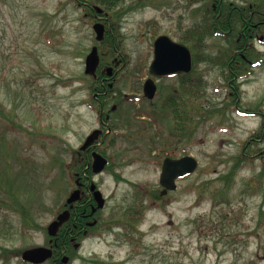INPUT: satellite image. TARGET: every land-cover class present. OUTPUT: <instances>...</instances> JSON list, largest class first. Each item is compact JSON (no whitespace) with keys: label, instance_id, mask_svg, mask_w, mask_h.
I'll return each mask as SVG.
<instances>
[{"label":"rangeland","instance_id":"obj_1","mask_svg":"<svg viewBox=\"0 0 264 264\" xmlns=\"http://www.w3.org/2000/svg\"><path fill=\"white\" fill-rule=\"evenodd\" d=\"M201 1L129 0L123 6L135 8L121 20L119 49L126 64L124 68L116 64L120 77L111 104L123 98L132 126L113 128L108 138L113 146L103 148L110 169L94 178L106 198L101 216L106 218L114 208L119 217L138 190L146 195L149 190H161L156 163L161 147L178 156L185 151L197 160L198 168L177 181L176 190L166 195V207L146 199L140 218L130 226L113 231L101 225L92 229L74 249L72 264H264V229L258 225L259 221L264 224V152L257 151L264 144L258 146L260 139L246 151L252 162L238 172L227 200L218 181L258 131L262 118L245 116L231 106L219 70L205 63L197 67L203 76L204 95L199 101L189 100L184 109L192 111L191 135L173 132L169 112L157 123L150 115L144 118V108L159 107L171 87L180 82L177 77L162 78L155 98L142 99L153 41L167 35L178 42L183 30L198 18L195 9ZM92 25V19L73 0H0V112L11 120L7 124L1 118L4 124H0V164L7 162L5 167H10L9 175L0 179V248L23 251L45 246L46 227L74 189L69 169L64 168L66 175L60 179L59 167L52 164L57 159L71 162V149L81 146L98 121L80 81L61 86L58 80L83 74L85 56L95 41ZM262 41L255 40L252 46L264 52ZM219 47V39H208L209 52ZM117 55L106 53L104 60L110 63ZM240 81L242 112L257 105L264 115V58ZM198 106L223 110L202 117ZM112 114V126L126 116L117 108ZM15 197L37 226L28 228L16 207L4 205ZM8 264L22 263L16 257Z\"/></svg>","mask_w":264,"mask_h":264},{"label":"trees","instance_id":"obj_2","mask_svg":"<svg viewBox=\"0 0 264 264\" xmlns=\"http://www.w3.org/2000/svg\"><path fill=\"white\" fill-rule=\"evenodd\" d=\"M128 1L129 0H73L76 6L83 8L86 12V16L91 19H93L94 14L91 10L92 6H100L103 9L102 16H104L109 23L110 30L108 27L104 40L102 43L98 44L101 62L97 72V78L93 79L81 74L78 78L60 79L58 80L59 85L72 86L73 83L78 80L81 85L87 89L88 98L91 101L93 100L94 94H100L98 97L105 99L106 97L102 96L104 91H107V95L114 92V89H108L106 84L103 86L101 85L103 79L106 77L103 70L106 66L104 54L109 53L115 55L119 51L123 38V34H120V21L127 13H129V11L135 8V5H129L124 8L123 6ZM245 3L237 4L226 0H202L201 4L195 9L198 18L192 22L189 27L183 30L182 35L178 37V40L186 44L192 52L194 66L193 72L190 75L180 77L179 85L176 87L177 91L174 92L173 89L168 95H166L164 99L165 101L159 110H165L171 113L175 129L177 128L182 136L185 132L186 123H189L190 121L189 115H191V113H186L184 111L185 107L182 103L183 97L190 96V98L199 101L203 97L202 95H204L205 87L203 76L202 73L197 71L199 64L205 63L216 67L219 70V75L224 80V84H226L229 91L228 95L232 98L229 104L242 112V109L238 104L241 92L240 80L249 77L253 72V68L260 65V62L263 63L264 58V52L258 51L252 46L253 42L258 40L260 36L263 38L262 42H264V0H245ZM212 38L219 39L221 43V47H219L215 53H211L207 50V41ZM83 53L76 54L84 56ZM177 100L178 102L180 101V104H178ZM103 106L105 107L106 105ZM222 110V108L215 107L204 109L203 107L199 108L198 106L197 113L198 116L207 117L209 114L217 113ZM248 111L250 112L244 113L259 115L262 118L258 131L250 136V138L260 139L257 143L259 146L264 144V115L260 113L257 105L250 108ZM152 112L156 113L157 111L152 109ZM0 115L3 116L0 117V124H4L1 121V118L5 119L7 124L11 123V120L7 117L8 115H3L1 112ZM191 131L192 130L187 129L189 134H191ZM0 140L2 141V138H0ZM249 141L250 139L243 144V147L235 157L230 170L224 175L218 177V181L223 184L220 192L226 197L225 200H227L231 186L234 184L235 178L237 177L238 172L242 169V166L252 162V159L246 151L255 148V144L249 143ZM71 151L75 156L77 152L73 149H71ZM257 151L264 152V148L257 147ZM258 152L256 154H258ZM258 155L259 157H262L261 153ZM85 163L86 161H73L68 164V169L71 173L81 172V169L84 170ZM7 164L8 163L6 162L5 166ZM65 164L64 161L58 159L52 164V166L59 167L61 174L60 179L66 175L63 168ZM5 166L4 164H0V179L9 175L7 169L10 167L9 165L7 167ZM52 166H50V169ZM8 180L9 178H7V181ZM2 185L0 184V188ZM7 187L11 189L10 182H7ZM150 196L152 199L159 201L160 207H166L167 203L159 193L150 191L149 197ZM3 203L6 207H16L25 226L30 229L33 228V226H37V224L28 216L20 199H16L15 197L11 203ZM221 203L229 205L226 201H222ZM77 215L78 212L76 213V211H74L70 221L60 229L55 238L54 257L51 264H62L60 259L64 255H67L71 260L74 249L72 246L73 243L70 239L74 238V241H80V238L74 235L77 229L73 227L76 223ZM116 223L120 224V222ZM258 225L261 230L264 229V224L261 221H259ZM106 228L111 229L110 226H106ZM19 253V250L0 248V260L2 259L4 262H8L16 255H19ZM68 264H71V261Z\"/></svg>","mask_w":264,"mask_h":264},{"label":"water","instance_id":"obj_3","mask_svg":"<svg viewBox=\"0 0 264 264\" xmlns=\"http://www.w3.org/2000/svg\"><path fill=\"white\" fill-rule=\"evenodd\" d=\"M96 13L100 14L101 9L94 7ZM95 39L101 42L104 38V26L100 23L93 25ZM99 65V55L97 47H92L90 53L86 56L84 62L85 75L95 77L96 70ZM192 68L190 50L182 43L174 42L166 35L157 37L153 44V59L149 66V74L153 77H163L181 73H188ZM108 75H111L109 71ZM155 85L151 79H148L143 86L144 96L151 99L154 96ZM98 132L95 131L86 139L82 149L90 145L96 138ZM106 160L100 155L93 154V172L99 173L105 166ZM198 163L192 156H185L180 159H165L162 165L161 175L159 179L160 185L167 190H175V180L193 174L197 169ZM94 187L92 186V189ZM79 190L73 191L66 203L71 204L79 199ZM95 196L99 200L98 208L103 206L99 192H95ZM70 213L68 210L60 213L56 219L49 224L47 228L48 235L55 237L60 227L69 220ZM51 243V241H50ZM77 247V245L75 246ZM52 256L51 248L37 247L26 250L22 254V260L32 264H41ZM63 263L68 262V258L62 259Z\"/></svg>","mask_w":264,"mask_h":264},{"label":"flooded vegetation","instance_id":"obj_4","mask_svg":"<svg viewBox=\"0 0 264 264\" xmlns=\"http://www.w3.org/2000/svg\"><path fill=\"white\" fill-rule=\"evenodd\" d=\"M147 101V100H145ZM105 101L103 102H98V106L100 107L99 109H97L96 111V118L98 121V129H100L103 133L104 129H107V131L109 130V125L112 121V115L110 114L109 111H104L103 110V104ZM150 102V101H147ZM149 109L150 108H144V118H148L147 116H149ZM145 126H144V134L146 132ZM146 136V135H144ZM106 135L102 134V138H105ZM102 142L100 143H94V145L92 146L93 148H89V150H85V152H81V153H86V154H90L94 151V149H96V147L101 146ZM164 149V148H163ZM88 152V153H87ZM175 155V154H173ZM87 156V155H86ZM86 156H79V160L83 161V160H88L89 158ZM162 157L161 158V164L162 161L166 158ZM171 158V157H169ZM172 158H176V157H172ZM92 160V159H91ZM90 163L86 165L87 168L90 167ZM94 177L95 176H91V175H87V174H83L82 177H79L77 174V181H75V185L76 183L80 185V189H81V198H80V202L76 205H74V207L76 208V212H78L77 215V219H76V227L79 228L74 235L76 236H81V237H87L90 234V228H92L93 226H95L98 222L99 219H101V214L98 213V211H94L95 207H96V202L94 200L93 197V193L90 191V185L93 183L94 181ZM141 192V191H140ZM136 194L134 193L132 195V197L130 198L131 202H135L136 200ZM135 209L139 210L140 209V203L138 201H136L134 203ZM136 212H133V215H136ZM116 215V214H115ZM111 216V215H109ZM124 228V227H123Z\"/></svg>","mask_w":264,"mask_h":264}]
</instances>
